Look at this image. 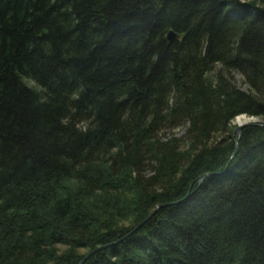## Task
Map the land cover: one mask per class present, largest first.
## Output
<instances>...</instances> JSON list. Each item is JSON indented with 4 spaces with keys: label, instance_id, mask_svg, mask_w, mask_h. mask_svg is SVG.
Instances as JSON below:
<instances>
[{
    "label": "trees",
    "instance_id": "obj_1",
    "mask_svg": "<svg viewBox=\"0 0 264 264\" xmlns=\"http://www.w3.org/2000/svg\"><path fill=\"white\" fill-rule=\"evenodd\" d=\"M100 246L264 264V0H0V264Z\"/></svg>",
    "mask_w": 264,
    "mask_h": 264
},
{
    "label": "water",
    "instance_id": "obj_2",
    "mask_svg": "<svg viewBox=\"0 0 264 264\" xmlns=\"http://www.w3.org/2000/svg\"><path fill=\"white\" fill-rule=\"evenodd\" d=\"M173 38V35L171 34V33H168L167 34V39L168 40H170V39H172ZM244 117V115L242 114V115H238V117ZM236 117V116H235ZM248 123V121H242L241 123H238V124H236L235 126H234V128L232 129V131H231V136L232 137H234L233 139H232V142L234 143V144H236V140L238 139V137H239V135H240V131H241V128L244 126V125H246ZM234 153H235V151H234ZM207 174H203L202 176H200L199 177V179H198V182H200L202 179H203V177L204 176H206ZM155 209H157V207L155 208ZM149 216H150V214L143 220V221H145L146 219H148L149 218ZM142 221V222H143ZM141 222V223H142ZM103 247H105V246H100V247H96V248H94V249H92V250H90V251H88L87 253H85L83 256H82V258L76 263V264H82L84 261H85V259H87V257H89L92 253H94L95 251H97V250H99V249H101V248H103Z\"/></svg>",
    "mask_w": 264,
    "mask_h": 264
},
{
    "label": "rangeland",
    "instance_id": "obj_3",
    "mask_svg": "<svg viewBox=\"0 0 264 264\" xmlns=\"http://www.w3.org/2000/svg\"><path fill=\"white\" fill-rule=\"evenodd\" d=\"M232 74V76H233V80L235 81V84H236V86L237 87H239V88H241L242 90H245V85H243L242 84V81H241V77L239 76V75H237L236 73H231ZM27 83L29 84V85H32L33 83L31 82V81H27ZM244 119H246V121H256L257 120V118H253V117H245L244 116ZM230 125L232 126V125H236L235 123H234V121H233V119L230 121ZM183 127H178V128H176V129H174L173 131H172V133L173 134H175V136H182V133H183ZM220 136H222V135H220ZM217 138H218V135H217ZM145 174H148L147 172L145 173ZM58 248H60L61 249V246H58ZM80 251H82V250H80Z\"/></svg>",
    "mask_w": 264,
    "mask_h": 264
},
{
    "label": "bare ground",
    "instance_id": "obj_4",
    "mask_svg": "<svg viewBox=\"0 0 264 264\" xmlns=\"http://www.w3.org/2000/svg\"><path fill=\"white\" fill-rule=\"evenodd\" d=\"M246 119H244V117H238V116H236L234 119H233V121H234V123L235 124H238V123H241L242 121H245ZM236 142H237V140H236ZM235 152H236V149H235ZM157 207V209L160 207V205H158V206H156ZM155 207V208H156Z\"/></svg>",
    "mask_w": 264,
    "mask_h": 264
}]
</instances>
